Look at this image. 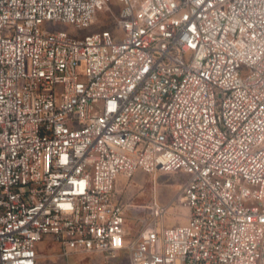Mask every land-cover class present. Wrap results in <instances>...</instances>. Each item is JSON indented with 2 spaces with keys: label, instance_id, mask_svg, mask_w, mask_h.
<instances>
[{
  "label": "built area",
  "instance_id": "2783aa9c",
  "mask_svg": "<svg viewBox=\"0 0 264 264\" xmlns=\"http://www.w3.org/2000/svg\"><path fill=\"white\" fill-rule=\"evenodd\" d=\"M139 171L187 176L186 224L154 201L128 230L116 186ZM44 242L264 264V0H0V264Z\"/></svg>",
  "mask_w": 264,
  "mask_h": 264
},
{
  "label": "rangeland",
  "instance_id": "374dc122",
  "mask_svg": "<svg viewBox=\"0 0 264 264\" xmlns=\"http://www.w3.org/2000/svg\"><path fill=\"white\" fill-rule=\"evenodd\" d=\"M115 8L117 2L112 3ZM116 13V12H115ZM112 15L104 13V20H110ZM102 20V23L105 22ZM63 30H70L68 26H62ZM90 30H85L87 33ZM187 176L181 172L155 173L137 172L132 178H119L116 186L117 198L126 207L127 228L133 235H137L142 225L150 218L148 208L157 201L168 206L164 218L167 227L182 226L187 223L189 209L180 202L182 184ZM38 264H106L98 255L73 256L67 262L59 256L58 245L52 242H44L39 245ZM116 264H126L125 261Z\"/></svg>",
  "mask_w": 264,
  "mask_h": 264
}]
</instances>
